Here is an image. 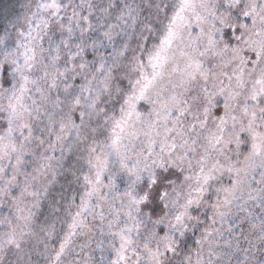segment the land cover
<instances>
[{"label": "snow or ice", "instance_id": "1", "mask_svg": "<svg viewBox=\"0 0 264 264\" xmlns=\"http://www.w3.org/2000/svg\"><path fill=\"white\" fill-rule=\"evenodd\" d=\"M0 264H264V0L0 3Z\"/></svg>", "mask_w": 264, "mask_h": 264}, {"label": "trees", "instance_id": "2", "mask_svg": "<svg viewBox=\"0 0 264 264\" xmlns=\"http://www.w3.org/2000/svg\"><path fill=\"white\" fill-rule=\"evenodd\" d=\"M3 2H5V0H0V3H3Z\"/></svg>", "mask_w": 264, "mask_h": 264}]
</instances>
